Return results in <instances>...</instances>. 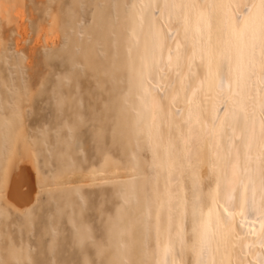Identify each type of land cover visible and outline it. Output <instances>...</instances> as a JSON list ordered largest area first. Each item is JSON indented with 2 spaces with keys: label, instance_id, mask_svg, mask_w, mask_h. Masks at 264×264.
<instances>
[{
  "label": "rangeland",
  "instance_id": "1",
  "mask_svg": "<svg viewBox=\"0 0 264 264\" xmlns=\"http://www.w3.org/2000/svg\"><path fill=\"white\" fill-rule=\"evenodd\" d=\"M162 3L156 0L152 8L155 14L161 11L160 26L179 28L180 13L170 18ZM146 8L147 0H0V264H154L158 260L154 231L160 220L145 217L154 212L150 207L155 195L146 193L144 186H150L149 192L155 191L156 196L162 188V169L155 161L162 158L157 155L166 143L182 148L178 143L183 120L176 117L175 124L173 119L161 125L159 131L164 133L166 128L168 133L162 141L156 128L154 137L150 131L137 133L136 124L141 126L143 118L142 109L135 105L142 104L146 90L133 91L132 81L140 50L136 36ZM221 9L224 21H229L233 10ZM175 40L171 48L167 43V52L174 49ZM160 68L145 76L143 83L162 78L157 85L173 84L175 70L164 67L169 78H163ZM184 80L181 93L178 83L170 86L171 96L177 98L168 100L173 105L167 102L164 108H175L174 112L192 108L194 102L185 100ZM165 85L158 86L162 89L158 95L168 88ZM133 136L139 137L138 142ZM140 137L146 144L139 142ZM180 150L184 156L185 149ZM183 162L180 195L190 201L191 172ZM214 172L207 176H212L210 182L206 178L207 184L203 183L204 197L217 182L216 177L212 183ZM14 188L18 198L12 196ZM133 194L139 196L138 203ZM147 196L153 198V202L148 199L149 207L144 201ZM143 207L149 213L143 214ZM216 212L214 201L206 209L208 228L215 226ZM139 215L149 222L142 221L147 227L134 223L136 217L141 221ZM173 220L188 247L193 245L190 213L175 214ZM182 250L179 264H193L191 251L186 246Z\"/></svg>",
  "mask_w": 264,
  "mask_h": 264
},
{
  "label": "bare ground",
  "instance_id": "2",
  "mask_svg": "<svg viewBox=\"0 0 264 264\" xmlns=\"http://www.w3.org/2000/svg\"><path fill=\"white\" fill-rule=\"evenodd\" d=\"M155 1L147 0L143 24L140 30L137 29L136 36L140 50L134 67L133 77L136 81L134 78L133 81L131 79L136 87L132 86V89L135 92L141 87L146 90L142 104L135 105L142 109L143 118L141 126L136 124L138 128L140 127L137 133L150 131L151 136L154 137L156 128L158 137L162 141L163 135L168 133L165 132L166 128L164 133L162 130L160 132V126H167L171 120L182 117L180 119L183 120V124L180 123L183 128H180L183 134L181 142L178 143L182 148L174 149L173 144L170 147L165 142V147L161 148L163 153L160 152L158 157L155 156V158L162 156L161 159H157L159 162L155 161L162 169V175L159 173L162 188L161 185L158 186L160 191L157 196L155 191L149 192L150 186L146 184L144 186V180H142L144 183L141 181V186L148 189L145 192L151 194L154 192L155 195H152L155 198V200L152 198L154 202L150 200L151 195L147 196L149 198H144L146 204L148 199L154 204L148 202L147 206L152 204L151 209L154 206V212L145 214V217L148 215L151 221L160 220L157 222V230L154 231L157 251L155 256L158 258L154 264H179L185 254L182 250L183 246H186L187 251H191L195 259L193 264H264V117L262 118L264 115V3H259L258 0H161L162 8L165 10L163 12L170 18L176 13L181 15L180 27L173 29L163 23V26H160L162 22L160 20H163L161 11L155 14L153 11L155 8L152 9ZM240 5L243 6L242 11H239ZM224 6H229L233 10L227 22L222 16L224 14L221 8ZM259 8L263 10L262 13H259ZM164 26L167 28L164 29ZM173 40H175L174 49L170 50V43ZM166 45L170 47V52L166 51ZM166 66L176 72L177 78L175 77L176 80L171 85L175 86L178 83L179 88L176 87L178 92L184 90L183 81L187 78V91L184 96L186 101L194 102L192 108L189 106L183 111L182 107L180 108L182 112H174L175 108L173 110L170 107L164 108L167 107L168 100L177 96H171V85H167V82L163 85L166 84L165 87L168 88L158 95L157 92L164 87L161 85L160 90L158 88L160 85L157 83H163L164 79L161 78L157 83L154 81L153 84H149L148 80L147 83H143V78L150 75L156 67H161L157 70L164 73ZM166 72L162 75L163 78L167 77ZM170 73L171 70L168 74ZM157 78L155 77V80L158 81ZM181 86L184 87L182 90ZM170 103L168 102V106L173 105ZM175 121L176 119L173 121L174 124ZM194 122L197 126H194ZM136 126L131 128L135 130ZM201 128H204V133ZM146 132L144 134H147ZM135 137L138 142L139 137ZM139 142L146 144L147 141L144 142L140 137ZM150 143L152 147L154 143ZM176 146L178 147L177 144ZM180 149H185L184 156L178 151ZM180 157H183L191 172L190 201L188 197L184 198L180 195V190H183L180 185L183 179L181 173L185 169L181 167L183 161ZM212 170L216 173L213 174L212 183L216 181V177L217 182L212 190L210 188L213 186L207 188L210 192L208 197H204L202 186L207 184ZM208 174L211 175L207 178ZM139 175L140 173L137 175L138 180ZM206 178L207 181L204 182ZM125 180L128 181L129 178L127 180L125 177ZM190 184L185 185L188 187L186 189H190ZM132 188L133 191L138 189L137 186L136 190ZM143 193L139 192V196L143 197ZM12 196L18 198L16 188L13 189ZM135 196V201L138 203L139 196L138 194V197ZM214 201L217 205L215 226L208 228L206 209ZM132 206L134 209L139 208ZM144 209L146 208L143 207V214L147 211ZM184 212H189L194 220L196 241L189 247L186 238L177 231L178 223L173 220L175 214L181 215ZM142 213L139 214L143 216ZM141 216L139 215V219L142 218ZM143 218L140 219L141 221H136L137 217L134 218V223L141 222L140 225H143L142 221H146ZM147 223L141 226L145 227ZM151 223L153 225V222ZM160 228L168 231L162 232ZM145 229L149 231L148 228ZM203 242L206 244H202ZM143 252L148 253L146 250ZM143 252L137 254L142 255ZM150 258L147 260L149 261Z\"/></svg>",
  "mask_w": 264,
  "mask_h": 264
}]
</instances>
